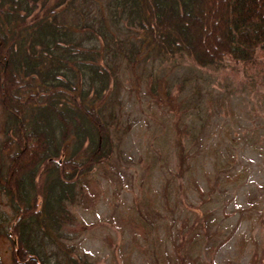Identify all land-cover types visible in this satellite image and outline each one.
Listing matches in <instances>:
<instances>
[{"label":"rangeland","instance_id":"rangeland-1","mask_svg":"<svg viewBox=\"0 0 264 264\" xmlns=\"http://www.w3.org/2000/svg\"><path fill=\"white\" fill-rule=\"evenodd\" d=\"M216 1L0 0L2 264H264V53L193 63L249 0ZM17 131L50 137L14 167Z\"/></svg>","mask_w":264,"mask_h":264},{"label":"trees","instance_id":"trees-1","mask_svg":"<svg viewBox=\"0 0 264 264\" xmlns=\"http://www.w3.org/2000/svg\"><path fill=\"white\" fill-rule=\"evenodd\" d=\"M229 1L230 0H226L225 2L222 1V3L216 1L218 2L217 5L219 6L218 7V9L220 10L219 12H224V10L226 9L224 8L225 7L224 5L225 3L227 4V2ZM234 13L232 14V17L229 18L228 16L225 26L222 27L223 29H225L226 35L228 36V40L226 44L222 45L219 49H217L216 47V49L211 51L210 53H206L205 51L203 52L200 48L195 50L194 52H190L189 57L192 59L193 63L199 66L206 65L207 63L209 64L220 63V61H222L225 58L231 57L232 55H234V53H236V51L244 47L245 49H252V47L258 48L259 51L264 53V35H260L256 38H250L249 36H247L246 30L239 32L238 31L239 29H236L235 27H233L234 18L236 19L240 18V20L245 19L246 21L255 20L256 17H254V15H261V17L263 18L264 17V0H249L245 4L241 3V5L238 7V11L234 10ZM184 17L185 15H182V16H178L177 18L178 19L183 18L182 22L187 23L188 18L186 19ZM164 25L169 26L168 20L164 22ZM219 26L221 25L220 24L218 25V27L215 29V32L216 30L219 31ZM164 29L165 28L162 24L158 28L156 27L155 29L150 30L148 34L145 36V43L148 45V47L152 48L151 50L153 52L162 53L165 55L170 48V44L168 43L169 41L167 42V39L165 36L166 34L163 33ZM228 30H230V32ZM3 43H4L3 40L0 38V63L5 68V67H8V56H7L6 51L4 50ZM2 80L3 82H5L6 73L2 75ZM23 82L26 84V80L23 79ZM5 91L3 93H5ZM61 91H64V90L61 88V86H59L57 88L51 89L49 93L51 95H54V94L60 93ZM19 94H20V97H22L21 93ZM4 107L6 106L4 105ZM42 135H43L42 138L39 139V141L36 144H33V143L31 144L30 141L25 138V135L23 132L17 131L15 133L14 153L12 157V163L14 164V167L18 163L21 165V163L25 162L28 158L30 160H34L36 156H38V153H42L47 148L46 147L47 141L49 140L50 136L48 133H44ZM67 149H68L67 145L62 146L61 151L59 153V157L56 160V162L63 163V161L67 159L68 156L65 155L67 153ZM67 167H68V164H63V168H67ZM12 230L13 229L10 228L9 232H12ZM13 247H14L13 250H11V254H12L11 261L13 263L37 264L33 259L28 258L26 256L27 254H25V251L22 250L19 246L14 245ZM0 264H2L1 261H0Z\"/></svg>","mask_w":264,"mask_h":264}]
</instances>
